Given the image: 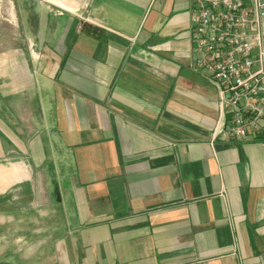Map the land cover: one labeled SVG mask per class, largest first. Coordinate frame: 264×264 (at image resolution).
Listing matches in <instances>:
<instances>
[{"label":"crops","instance_id":"1","mask_svg":"<svg viewBox=\"0 0 264 264\" xmlns=\"http://www.w3.org/2000/svg\"><path fill=\"white\" fill-rule=\"evenodd\" d=\"M191 5L0 0V264H264V134L215 137Z\"/></svg>","mask_w":264,"mask_h":264},{"label":"built area","instance_id":"2","mask_svg":"<svg viewBox=\"0 0 264 264\" xmlns=\"http://www.w3.org/2000/svg\"><path fill=\"white\" fill-rule=\"evenodd\" d=\"M264 0H192L191 67L215 88V137L264 134Z\"/></svg>","mask_w":264,"mask_h":264},{"label":"rangeland","instance_id":"3","mask_svg":"<svg viewBox=\"0 0 264 264\" xmlns=\"http://www.w3.org/2000/svg\"><path fill=\"white\" fill-rule=\"evenodd\" d=\"M19 24V23H18ZM20 25V24H19ZM20 26H23V25H20ZM6 27H7V34H8V32L9 31H12V32H14V28L13 27H10L8 24H6ZM18 29H20V28H18ZM21 34H22V32H21ZM23 35V34H22Z\"/></svg>","mask_w":264,"mask_h":264}]
</instances>
